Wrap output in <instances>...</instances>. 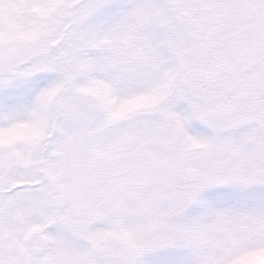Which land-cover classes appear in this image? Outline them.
<instances>
[{
    "label": "snow or ice",
    "instance_id": "1",
    "mask_svg": "<svg viewBox=\"0 0 264 264\" xmlns=\"http://www.w3.org/2000/svg\"><path fill=\"white\" fill-rule=\"evenodd\" d=\"M0 264H264V0H0Z\"/></svg>",
    "mask_w": 264,
    "mask_h": 264
}]
</instances>
